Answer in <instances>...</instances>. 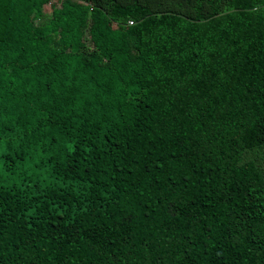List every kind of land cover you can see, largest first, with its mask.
<instances>
[{"label": "trees", "instance_id": "trees-1", "mask_svg": "<svg viewBox=\"0 0 264 264\" xmlns=\"http://www.w3.org/2000/svg\"><path fill=\"white\" fill-rule=\"evenodd\" d=\"M0 264H264V0H0Z\"/></svg>", "mask_w": 264, "mask_h": 264}]
</instances>
